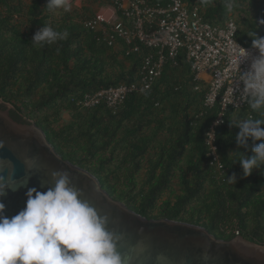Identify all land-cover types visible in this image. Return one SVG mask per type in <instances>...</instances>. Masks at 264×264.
Returning a JSON list of instances; mask_svg holds the SVG:
<instances>
[{
    "label": "trees",
    "instance_id": "obj_1",
    "mask_svg": "<svg viewBox=\"0 0 264 264\" xmlns=\"http://www.w3.org/2000/svg\"><path fill=\"white\" fill-rule=\"evenodd\" d=\"M80 1L78 12L48 10L47 0H0V99L11 107V118L34 123L57 154L90 172L112 199L142 217L186 222L217 239L241 237L264 247V176L254 169L242 178L233 151L250 157L253 142L237 149L239 129L229 126L237 117L257 114L248 104L226 111L216 129L224 170L219 175L208 166L205 146L218 106L204 108L207 86L201 83L194 90L184 53L167 59L147 94L128 96L116 113L103 104L79 109L76 102L86 93L135 82L149 53L141 47L126 55L132 46L124 41L108 46L101 31L86 29L83 21L94 18L95 9L109 0ZM146 1L166 6L169 0ZM182 1L197 7L212 26L232 19L235 39L243 46L252 47V32L264 37V0ZM43 26L66 31L68 37L33 47L30 39ZM233 174L234 185L227 181Z\"/></svg>",
    "mask_w": 264,
    "mask_h": 264
},
{
    "label": "clouds",
    "instance_id": "obj_2",
    "mask_svg": "<svg viewBox=\"0 0 264 264\" xmlns=\"http://www.w3.org/2000/svg\"><path fill=\"white\" fill-rule=\"evenodd\" d=\"M48 10L66 9V0H47ZM264 23V21H261ZM252 47L260 55L252 59L247 72H239L243 83V98L255 117L229 121L230 127L239 132L235 136L237 149L248 148L252 140V155L246 157L239 150L234 163H239L242 178L259 169L264 176V37L257 38L252 32ZM68 33L55 30L51 26L40 27L31 37L33 47L43 48L66 40ZM237 45V44H236ZM237 68L248 58L249 53L237 45ZM59 51V49H57ZM148 86L142 91L146 92ZM223 121L218 120V125ZM216 139L214 130L206 133V143L213 151ZM259 141V143H256ZM3 144L0 143V148ZM236 175L227 177L229 184L236 183ZM45 191L35 187L26 192L25 207L9 218L3 215L5 205L0 203V264H124L116 250L118 237L107 230L108 217L100 215L86 199H82L81 189L72 184L67 171H53L51 184H42ZM9 187L0 177V196ZM13 191L16 187H11Z\"/></svg>",
    "mask_w": 264,
    "mask_h": 264
},
{
    "label": "built area",
    "instance_id": "obj_3",
    "mask_svg": "<svg viewBox=\"0 0 264 264\" xmlns=\"http://www.w3.org/2000/svg\"><path fill=\"white\" fill-rule=\"evenodd\" d=\"M83 26L101 31L108 46H116L118 41L132 46L126 55L139 52L141 47L148 49L149 53L142 60L135 82L84 94L76 102L81 110L103 104L116 113L128 96L144 93L142 90L146 85V91L150 90L160 77L166 60L175 61L180 53H184L190 64L196 83L194 90L198 91L201 83L207 86L204 108L211 110L218 106L217 115L206 133L210 130L216 133L228 109L237 111L247 104L239 72H247L252 59L260 53L236 41V24L232 19L221 27L212 26L203 21L197 7L189 8L182 0H169L166 6H153L146 0H109L94 18L84 20ZM236 44L249 53L248 58L239 64V70ZM218 120L223 122L217 125ZM205 146L208 166L219 175L223 174L216 139L213 142L215 153H211L213 149L209 143L205 142Z\"/></svg>",
    "mask_w": 264,
    "mask_h": 264
},
{
    "label": "water",
    "instance_id": "obj_4",
    "mask_svg": "<svg viewBox=\"0 0 264 264\" xmlns=\"http://www.w3.org/2000/svg\"><path fill=\"white\" fill-rule=\"evenodd\" d=\"M1 106H5L4 109ZM0 99V177L9 187L0 196L3 215L13 217L25 207L26 192L51 184L53 171H67L118 237L116 250L124 264H264V247L241 237L217 239L205 228L169 219H146L112 199L87 170L64 160L32 122L19 123ZM11 187H16L13 191Z\"/></svg>",
    "mask_w": 264,
    "mask_h": 264
},
{
    "label": "rangeland",
    "instance_id": "obj_5",
    "mask_svg": "<svg viewBox=\"0 0 264 264\" xmlns=\"http://www.w3.org/2000/svg\"><path fill=\"white\" fill-rule=\"evenodd\" d=\"M83 5V3L80 0H66V9L65 10H74V11H78L80 10L81 6ZM101 7L96 8V12L98 11V9L100 10ZM64 118L69 120V116L68 115H64Z\"/></svg>",
    "mask_w": 264,
    "mask_h": 264
},
{
    "label": "crops",
    "instance_id": "obj_6",
    "mask_svg": "<svg viewBox=\"0 0 264 264\" xmlns=\"http://www.w3.org/2000/svg\"><path fill=\"white\" fill-rule=\"evenodd\" d=\"M98 11H99V9H98Z\"/></svg>",
    "mask_w": 264,
    "mask_h": 264
}]
</instances>
